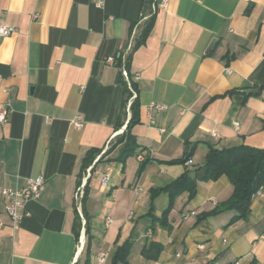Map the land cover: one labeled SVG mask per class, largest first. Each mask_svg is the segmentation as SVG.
Wrapping results in <instances>:
<instances>
[{"label": "crops", "instance_id": "obj_1", "mask_svg": "<svg viewBox=\"0 0 264 264\" xmlns=\"http://www.w3.org/2000/svg\"><path fill=\"white\" fill-rule=\"evenodd\" d=\"M0 24L14 29L0 39V102L11 106L0 123V187L45 178L17 229L0 195V264H97L101 252L111 264L128 239L130 264L264 262V189L246 218L228 210L198 221L234 190L226 175L199 181L193 199L176 197L166 223L170 193L151 192L186 170L200 175L210 145L264 148V0H0ZM120 56L122 66L130 58L140 105L139 148L125 161L114 159L131 116ZM138 154L149 159L141 174ZM90 166L83 211L92 238L78 258L75 193ZM152 242L163 247L156 260L142 254Z\"/></svg>", "mask_w": 264, "mask_h": 264}, {"label": "trees", "instance_id": "obj_2", "mask_svg": "<svg viewBox=\"0 0 264 264\" xmlns=\"http://www.w3.org/2000/svg\"><path fill=\"white\" fill-rule=\"evenodd\" d=\"M152 25L153 19H150V21L143 29L140 35V39L137 41L135 47H138L146 40V37L150 32ZM121 58V56L118 58V60L120 61L119 65H121L123 69L125 68L128 71L129 77L131 79V84L135 89H137V86L134 80L132 79V75L130 73V58L128 57L126 59V62L123 66ZM123 69L121 72V76L126 86V100L124 104L126 108L129 99L132 96V91L130 90L128 82L123 75ZM130 110L131 116L126 122V127L124 131L120 134V136L117 138L116 143L114 145V147H116L118 144L122 145L118 155L114 158L117 161H125L128 157L134 155L137 152V149L139 148L136 136L132 132L133 127L140 122V105L138 102V96L132 101ZM124 125L125 123L121 122L119 126L123 127ZM98 153H100V151H96L90 154L86 162L87 167L94 161V158L96 157L95 155ZM104 155L105 154H103L99 158V160H101ZM190 156L191 153H189L186 158L172 161L171 163H185L190 158ZM148 161L149 159H144V161L139 166L137 174L142 173ZM199 170L201 171V174L198 176L194 175L191 170H186L185 173L173 183L163 188H154L151 190L153 199L159 196L162 192L170 193L171 199L169 206L166 208L161 218L163 223H166L168 215L174 207L176 197H178L184 192H188L189 199H193L198 192L199 181L217 180L223 175L228 176L234 186L232 195L227 200L220 202L213 210L201 214L198 217V221L206 219L211 215H217L228 210H236L238 212L236 219L248 217L251 212V203L254 194L258 191L260 187L264 186V148H255L246 144L224 148H217L210 145L205 162L199 168ZM77 217L78 218L75 223V230L79 238L81 218L78 212ZM90 231L91 229L87 221L86 233L89 234V239L92 238ZM132 245L133 241L131 239L126 240L121 245H117L112 257L111 264H130L129 254ZM162 249L163 247L161 244L152 242L142 249V254L148 259L156 260L162 252ZM86 262L87 264H90V259L88 258ZM250 264H258V260L256 258H253ZM262 264H264V262Z\"/></svg>", "mask_w": 264, "mask_h": 264}, {"label": "built area", "instance_id": "obj_3", "mask_svg": "<svg viewBox=\"0 0 264 264\" xmlns=\"http://www.w3.org/2000/svg\"><path fill=\"white\" fill-rule=\"evenodd\" d=\"M168 0H163V3L166 4ZM101 2L100 4H102ZM156 6H154V9ZM38 14H34V18H37ZM14 32V29L0 24V39L6 36L11 35ZM115 58L113 56L107 58V62L109 63H114ZM123 75L125 79L128 82V85L130 87V90L132 91V96L129 99L128 102V112H130V106L132 101L138 96V91L135 89L132 84H131V79L129 77L128 71L124 68L123 69ZM165 108V105L152 102L150 104V110L157 109V110H163ZM11 113V106L9 103H4L0 102V123H6L9 120ZM74 125L77 128H81L84 126V119L81 115H77L74 120H73ZM236 127L239 126V123H235ZM214 136H217V133H213ZM113 137L110 139L108 142L105 150L103 151L104 153L107 151L109 145L111 144ZM100 157V156H99ZM97 158V160L99 159ZM138 158L140 160L144 159V156L142 154H138ZM93 166H90L86 174L83 176L81 182L79 183L76 193H75V201H76V208L79 213V216L81 218V231H80V236L78 240V246H77V254L78 258L82 255L84 250L86 249V244H87V233H86V218L84 215L83 211V201L86 195V187L88 183V179L91 176ZM109 179L108 174H106L103 178L104 182H107ZM45 186V178L42 175L36 176L29 178L27 181V184L22 187V188H11V187H0V195L4 198L7 199V204H6V211L8 215L10 216L12 220V226L14 228H18L23 220V218L28 214L26 211V202L29 199L37 198L40 196L42 190L44 189ZM264 186L260 187L258 191L254 194L256 195H261L263 193ZM253 196V197H254ZM188 215V214H186ZM112 219L108 218L107 222H111ZM2 222H0V226H2ZM107 259V254L105 252H101L98 255V261L97 264H105Z\"/></svg>", "mask_w": 264, "mask_h": 264}, {"label": "water", "instance_id": "obj_4", "mask_svg": "<svg viewBox=\"0 0 264 264\" xmlns=\"http://www.w3.org/2000/svg\"><path fill=\"white\" fill-rule=\"evenodd\" d=\"M216 42H217V38H214L212 42L210 43L206 53H209L214 48V46L216 45ZM246 92L247 93H258L259 90L255 88H250V89H247Z\"/></svg>", "mask_w": 264, "mask_h": 264}]
</instances>
